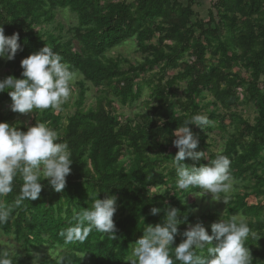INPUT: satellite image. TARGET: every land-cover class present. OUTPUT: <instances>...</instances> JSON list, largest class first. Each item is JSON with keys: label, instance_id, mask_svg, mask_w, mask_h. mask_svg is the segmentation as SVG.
<instances>
[{"label": "trees", "instance_id": "obj_1", "mask_svg": "<svg viewBox=\"0 0 264 264\" xmlns=\"http://www.w3.org/2000/svg\"><path fill=\"white\" fill-rule=\"evenodd\" d=\"M194 1L0 0V27L6 36L18 33L20 44L13 60L0 58V68L23 78L21 60L46 44L80 77L76 108L63 127L61 115L53 109L40 111L31 124L45 123L57 131L60 142H67L73 162L64 190L56 192L46 179L42 180L44 187L39 198L17 207L15 198L22 184L17 178L13 192L0 198V205L10 212V220L0 226V232L11 235L20 246L13 264H32L37 257L35 252L44 256L38 264H56L59 256L45 255L58 249H62L60 257L65 264H130L125 259L130 255L131 243L143 235L147 225L162 223L164 210L169 206L180 209L182 220L186 216V221L178 225L181 233L189 225L201 222L211 234L208 222L228 220L233 215L245 218L260 235L256 241L246 242L253 264H264V202L252 204L246 200L251 194L264 195V176L257 170L264 152V0H211L207 20L196 16ZM58 9H68L77 18L73 28L77 46L72 40L65 41L41 30L42 24L53 21ZM154 36L157 38L152 42ZM130 37L144 57L136 66L122 70L105 53ZM208 49L214 63H207ZM182 58H186L183 69L165 76V70L177 68ZM238 65L248 71V80L231 71ZM154 66L162 74L151 88L157 103L150 112L163 120V125L154 123L151 113H137L120 120L114 115L112 102L123 107L137 100L142 86L135 81L140 73ZM181 80L185 81L179 103L181 112L174 114L170 111L174 104L171 97L176 96V84ZM88 83L105 85L112 99L105 97L96 101L94 107L82 109ZM150 85L148 81L147 86ZM239 85L245 86L258 111L254 123L238 118L236 131L220 151L192 163L197 167L208 165L217 155H225L231 162L230 174L235 182H250L251 190L231 196L223 213L214 210L195 215L191 204L181 205L180 196L184 198L200 189H190L192 193L183 191L179 196L174 187L175 168L164 172L161 166L178 151L175 147L174 154L168 153L169 145H174L176 129L192 115L200 114L201 94L209 93L217 106L226 109L236 103L235 88ZM3 103L12 104L8 91L0 92V108ZM10 119L12 114L0 109V122ZM151 188L164 193L149 194ZM96 194L100 199L116 198V238L93 229L85 242L65 245L59 233L75 223L74 210L80 212L90 207ZM152 207L161 211L152 215ZM183 239L178 234L173 247Z\"/></svg>", "mask_w": 264, "mask_h": 264}, {"label": "clouds", "instance_id": "obj_2", "mask_svg": "<svg viewBox=\"0 0 264 264\" xmlns=\"http://www.w3.org/2000/svg\"><path fill=\"white\" fill-rule=\"evenodd\" d=\"M18 40V33L6 36L0 27V58L13 60L20 49ZM21 67L23 78L9 75L0 80V92L8 91L12 111L33 114L34 110H60L68 102L75 74L52 47L45 44L39 51L22 59ZM163 123V120L159 121L160 125ZM211 123L207 115L195 114L176 129L173 140L178 149L173 158L177 176L175 187L188 193H192L190 189H200L205 194L210 193L213 201L222 200L227 204L234 184L227 156L219 154L208 165L199 167L183 163L185 158L193 161L207 158L205 152L196 151L199 140L189 125L204 129ZM60 140L57 131L45 123L36 122L28 126L27 131H21L7 122H0V198L13 192L17 178L22 181L19 195L15 198L17 207L24 201L39 198L44 187L42 180L46 179L54 191L62 192L73 160L67 142ZM97 194L90 207L80 212L74 210L75 223L59 233L65 245L85 242L93 229L116 238L113 220L116 198L107 196L100 199ZM150 211L156 215L161 209L152 207ZM164 211L162 223L149 224L143 229V235L125 259L130 264H176L177 261L179 264H253L246 242L249 239L256 241L260 235L249 227L245 218L233 215L231 219L214 222L211 234L201 222L189 225L181 233L178 225L186 221V216L182 220L183 214L176 207L169 206ZM9 220V210L0 205V226ZM178 234L184 239L173 247ZM15 256V247L0 246V264H13ZM56 264H65L64 258H57Z\"/></svg>", "mask_w": 264, "mask_h": 264}, {"label": "rangeland", "instance_id": "obj_3", "mask_svg": "<svg viewBox=\"0 0 264 264\" xmlns=\"http://www.w3.org/2000/svg\"><path fill=\"white\" fill-rule=\"evenodd\" d=\"M115 1V0H113ZM127 2L131 0H126ZM211 0H195L193 2V10L196 13V16L200 17L201 19L207 20V11L209 8V2ZM206 2V4H204ZM202 3V4H201ZM77 25V18L73 13H71L68 9L64 10H55L54 12V18L53 21L48 24H42L40 26L42 31L59 35L63 40H72V43L74 46H77L78 43L76 41V33L74 32V27ZM157 36V35H156ZM156 36L151 40L152 42L156 41ZM209 50L206 53V59L207 63H214V58L210 56ZM105 56L107 58L114 59L118 62L120 68L122 70H127L130 65L136 66L138 62H141L144 54L140 52L137 48L136 41L133 37L127 38L123 40L121 43H119L114 48L108 50L105 53ZM184 59L182 58L178 61L177 68L171 69L167 68L164 72L165 76H172L176 74L177 72L181 71L183 69V62ZM187 60H189L187 58ZM232 72L237 73L242 79L245 81L248 80V71L242 67V65H238L237 67H234ZM161 71H158V67L154 66L152 69H147L139 74L138 78L136 79V84H140L142 86V92L140 97L135 100L132 104L126 105V106H118L116 102H112V106H114V115L116 117H119L120 120L125 119L126 117H133L134 115L143 114V113H151L150 118L154 123H159L160 119L158 116L152 114L150 112V108L152 106L156 105L155 98L151 95V88L155 86L158 82V78L160 77ZM9 76V72L5 68H0V80L4 79L5 77ZM80 77L78 75H75V79L72 82V95L70 96L68 102L65 103L66 107H61L60 110H54V113H59L61 115V126L63 127L66 118L71 115V113L74 112L76 108V102H77V86L79 82ZM148 81H150L151 85L148 87ZM165 81V78L162 82ZM162 84V83H161ZM176 87V96L171 97L172 102L174 103L172 105V108L170 109L171 113L179 114L180 107V99H181V90L183 89L185 85V81L181 80L179 81ZM85 87L87 90H85V98L83 101V104L81 106L82 109H90L94 107L96 101L99 99H104L105 97L108 99H112V93L109 91V89L105 85H99L94 86L90 83L85 84ZM245 86L239 85L235 88L237 101L234 105H231L230 107L224 109L220 106H217L212 96L207 93L203 92L198 99V106L200 107V114L207 115L208 118L212 121L210 125H207L204 127V129H201L199 126L192 124L190 126L191 131L193 134L198 138L199 144L196 149V151H203L206 153V156L209 154L215 153L220 151L223 146L225 140L229 137V135L233 134L235 129V123L238 118H242L243 120L247 121L250 124H253L256 117L258 116V111L253 104L251 100H249L246 92H245ZM11 104L3 103L1 106V112L2 113H9L12 114V119H10L7 123L10 126H15L17 129L21 131H27L28 126H31L33 122L36 121L37 115L39 114V110H34L33 114H18L17 112H14L11 110ZM137 121H140V119H136ZM174 145H169L168 147V153L174 154ZM263 158L260 160L259 164L257 165V170L262 176H264V152L262 153ZM200 160H206V158H201ZM193 160L191 158H185L183 163L186 165H192ZM168 168H175V165L173 163V156L172 159L168 162H165L163 166H161V170L165 172ZM177 179V177H176ZM175 187V185H174ZM163 189V187H161ZM176 188V187H175ZM264 188V187H263ZM251 190V183L247 181H242L236 183L234 180L233 184V191L231 193V196L234 194H241L243 192H249ZM176 191L179 193V196L182 194L183 191L176 188ZM153 192H157L156 189L151 188L149 190V194H153ZM155 194V193H154ZM185 194V193H184ZM180 196V200L184 201L181 202V205L191 204L192 211L195 215H199L201 213H209L214 210H219L220 213L224 212L225 209V202L221 201H213L211 199V194H205L202 190H199V192H195L192 194ZM182 198V199H181ZM248 203H256L258 201L264 202V195L261 196H255L254 194H251L247 199ZM239 218V216H236ZM212 223H207L208 226H211ZM142 236V235H141ZM137 236L134 241L130 245V254L132 251V247L135 244V242L141 237ZM0 246H12L15 247V252L20 253V246L18 243H16L11 235L5 236L4 234H1L0 232ZM62 249L58 250H50L49 253H47L45 256H59ZM39 252L43 253V249H39ZM36 253V258L32 261V264H38L42 262L44 256Z\"/></svg>", "mask_w": 264, "mask_h": 264}]
</instances>
